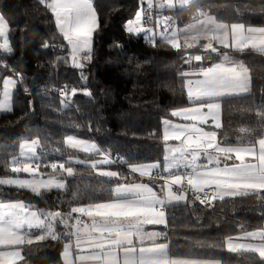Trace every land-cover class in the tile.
I'll return each mask as SVG.
<instances>
[{
	"label": "snow or ice",
	"instance_id": "1",
	"mask_svg": "<svg viewBox=\"0 0 264 264\" xmlns=\"http://www.w3.org/2000/svg\"><path fill=\"white\" fill-rule=\"evenodd\" d=\"M40 3L51 11L59 34L66 41L68 56L63 59H70L72 67L85 68L92 60L93 36L99 27L93 0H40ZM177 3L183 7L193 0H158V7L172 9ZM146 4V8L138 9L134 20L127 22L128 33L144 31L143 24L151 18L148 14L154 0H146ZM11 31V23L0 14V52L5 54L14 50ZM155 35L149 37L153 46ZM159 36L161 42L177 51L199 44L207 56L222 57L221 62L200 67L198 72L181 73L187 106L170 111L171 117L183 122L163 120V165L159 161L129 165L131 173L162 183L120 182L123 174L104 166L128 161L114 160L97 143L76 135L64 137L67 149L100 158L86 160L69 155L67 159L49 160L50 153L42 148L40 137L25 139L19 144V156H13L6 165L16 175L0 178V185L26 189L41 197L54 189L66 191L65 174L74 177L73 164L87 165L99 177L107 178L105 183L114 178L116 182L104 189L106 196L95 190L88 195L74 193V201L87 202L71 206L67 213L34 210L23 201L0 202V264H19L25 259L22 248L26 244L58 241L62 236L67 238L61 253L63 264H220L219 260L172 254L169 232L165 230L170 223L167 213L182 203L212 206L217 200L250 195L264 200V107L255 111L261 129L258 135L253 136L255 129L240 127L241 135L232 143L226 136L220 138L217 131L223 127V102L250 91L249 69L222 49L264 54V26L243 22L229 25L206 16L183 30L170 31L166 18ZM185 55V64L206 59L202 54ZM0 64L7 67L2 60ZM22 82V78L13 75L0 77V113L13 111L14 93ZM77 91L61 89L60 103L67 106L69 97H74ZM82 91L85 96H92L89 89ZM170 141L177 143L169 144ZM55 152L60 153L61 149L56 148ZM45 168L51 172H45ZM21 173L27 174L26 177H21ZM58 224L63 233L58 231ZM147 226L162 228L149 230ZM238 227L239 234L225 237L223 247L230 253L251 254L257 264H264V226L255 230H246L243 224Z\"/></svg>",
	"mask_w": 264,
	"mask_h": 264
},
{
	"label": "trees",
	"instance_id": "2",
	"mask_svg": "<svg viewBox=\"0 0 264 264\" xmlns=\"http://www.w3.org/2000/svg\"><path fill=\"white\" fill-rule=\"evenodd\" d=\"M93 3L99 27L93 36L92 60L79 69L72 67L70 59H63L68 56L66 41L44 4L39 0H0V14L12 26L14 49L11 54L0 52V60L7 65L5 70L0 68V77L11 74L23 81L15 90L13 111L0 114V178L16 175L6 165L13 156H19V144L25 139L40 137L42 148L50 153L49 160L75 157L63 144L64 137L71 134L95 141L112 159L128 161L104 166L122 173L124 181L133 178L134 182L162 183L148 177L134 178L137 175L128 166L157 161L163 165V120L176 121L170 111L187 106L181 73L222 58L211 54L202 62L185 64L186 53H206L200 46L177 51L161 40H156L153 46L142 35L128 33L126 24L143 7V0H93ZM166 12L179 20L186 14L203 12L229 25L243 22L264 26V0H194L188 7ZM46 44L49 47L45 48ZM229 54L246 65L251 81L248 94L226 99L222 105L223 127L217 130L218 136L236 143L240 127L255 129L253 136L261 131L255 111L264 107V54L252 50ZM65 87L79 90L69 97L67 106L60 103L61 89ZM84 88L92 96H85ZM56 148L61 152L56 153ZM72 166L75 175L67 178L66 191L53 190L41 197L25 189L0 185V202L23 201L34 210L67 213L71 206L87 202L74 201V193L88 195L95 190L106 196L104 189L116 182L114 178L105 183L107 178L99 177L87 165ZM168 213L172 254L219 260L220 264H257L251 254L228 252L223 241L228 235H238L241 224L246 230L264 226V200L251 195L228 197L214 201L212 206L196 202L180 204L171 207ZM58 231L63 233L59 224ZM66 242L67 238L62 236L58 241L26 244L21 264H63L61 253Z\"/></svg>",
	"mask_w": 264,
	"mask_h": 264
},
{
	"label": "rangeland",
	"instance_id": "3",
	"mask_svg": "<svg viewBox=\"0 0 264 264\" xmlns=\"http://www.w3.org/2000/svg\"><path fill=\"white\" fill-rule=\"evenodd\" d=\"M47 1V0H46ZM194 1V0H193ZM187 7V6H185ZM177 8H181V6L177 3V6L172 8L171 10H174V9H177ZM203 12H199V13H193L192 15L190 14H186L185 16L181 17V19H176V17L172 16V20H168V24H169V30L171 31L172 29H178V30H183L185 28H187L189 25H193V24H196L198 23L199 20H203L206 18V16H210L208 14H205L203 13L204 15H202ZM52 14V13H51ZM212 17V16H211ZM135 18V17H134ZM163 16H158L157 19H156V22L155 24H152L150 26H144L143 25V28H144V31L140 32L139 34H135L136 36H140L142 35L144 37V39L146 41H151V39H149V37L153 36V34L155 33V40L156 39H159L160 40V36L159 34L163 32V26H164V22H163ZM214 18V17H213ZM215 19V18H214ZM134 20V19H133ZM161 20V21H159ZM55 21V20H54ZM203 42L205 41H201L200 43L202 44ZM200 45L198 44L197 47H199ZM239 58V57H238ZM234 61H237L238 59L236 58H233ZM11 74H7L5 76H9ZM251 91V90H250ZM0 114H9V113H0ZM178 122H183V121H178ZM81 139H86V138H81ZM87 140H90V141H93L91 139H87ZM95 142V141H93ZM96 143V142H95ZM98 145V144H97ZM71 150V149H70ZM72 152L75 153V157H79L80 159H86V160H92L93 158H90L91 156H93L92 154H88V153H82V152H78L76 150H71ZM100 157L97 156L96 158L94 159H99ZM78 165V164H76ZM129 167V166H128ZM130 169V167H129ZM45 172H51V169L49 171H45ZM21 177H26L27 174H24V173H21L19 174ZM134 175H137V177H134V178H145V177H140L138 173H135ZM65 178L67 180L68 177H66V174H65ZM134 179H130L129 181H126V182H134L133 181ZM121 182H125L124 180H122ZM4 187H13V186H7V185H2ZM15 188V187H14ZM26 190V189H25ZM56 190V189H54ZM64 231V229H63Z\"/></svg>",
	"mask_w": 264,
	"mask_h": 264
},
{
	"label": "crops",
	"instance_id": "4",
	"mask_svg": "<svg viewBox=\"0 0 264 264\" xmlns=\"http://www.w3.org/2000/svg\"><path fill=\"white\" fill-rule=\"evenodd\" d=\"M40 1V0H39ZM185 6H187L188 7V5H185ZM185 6H183V8L185 7ZM143 7L144 8H146L147 7V4H146V0H143ZM182 8V7H181ZM169 10H171V9H168V8H166V10H164V11H162V12H160V13H158V15L156 16V19H157V17L158 16H163V22H164V20L167 18L168 20L170 19V20H172L171 18L172 17H170L169 15H168V13L169 12H166V11H169ZM156 19L154 20V22H153V24H155V22H156ZM159 21H161V20H159ZM218 22V21H217ZM218 23H221V22H218ZM131 34H133V35H135V33H131ZM156 40H159V39H156ZM224 50V49H223ZM224 51H228V52H230V51H232L231 49H228V50H224ZM246 51H249V50H246ZM245 51V52H246ZM204 55H206V54H204ZM230 55V54H229ZM231 57H232V59L233 58H236V59H238L237 61H240V59L238 58V57H235V56H232V55H230ZM206 57H207V55H206ZM222 58V57H221ZM221 60L222 59H220L218 62H215V63H219V62H221ZM212 64H208V65H206V66H203V65H201L200 67H209V66H211ZM199 67V68H200ZM199 68H197V69H194V70H191V71H189V72H198L199 71ZM194 78V77H193ZM250 90H251V81H250ZM250 92V91H249ZM248 92V93H249ZM247 93V94H248ZM245 95V94H244ZM178 121H180L178 118L176 119V121H174V122H178ZM177 142H175V141H170L169 142V144H176ZM146 183H150V182H146ZM150 184H153V185H156V184H159L158 182H153V183H150ZM157 190H159V189H157ZM182 204H184V203H182ZM148 227V229L149 230H161V228H162V226H147ZM166 231H167V229H165ZM33 234H36V230H33ZM74 239V238H73ZM73 251L75 252L76 250H75V245H74V243H73ZM22 255H23V253H22ZM62 262H63V260H62ZM19 264H21V262H19Z\"/></svg>",
	"mask_w": 264,
	"mask_h": 264
},
{
	"label": "built area",
	"instance_id": "5",
	"mask_svg": "<svg viewBox=\"0 0 264 264\" xmlns=\"http://www.w3.org/2000/svg\"><path fill=\"white\" fill-rule=\"evenodd\" d=\"M164 10H166V8H159V7H158V0H154V6H153V9H152V11L148 14L151 18H150V19H146L143 25H144V26H149V25H151V24L154 22V20L156 19L157 14H158L159 12L164 11ZM0 68H2V69L5 70V67L2 66V64H0ZM6 71L10 72V70H6ZM114 160H115V159H114ZM190 198H191V197H190ZM191 199H193V198H191ZM196 203L199 204V202H196ZM199 205H200V204H199ZM201 206H208V205L205 204V205H201ZM167 214H169V213H167Z\"/></svg>",
	"mask_w": 264,
	"mask_h": 264
}]
</instances>
